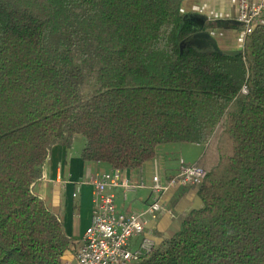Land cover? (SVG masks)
<instances>
[{"label": "trees", "instance_id": "trees-1", "mask_svg": "<svg viewBox=\"0 0 264 264\" xmlns=\"http://www.w3.org/2000/svg\"><path fill=\"white\" fill-rule=\"evenodd\" d=\"M183 1L0 0V264H69L32 186L76 135L119 170L205 145L202 207L142 264H264V25L231 55L182 48Z\"/></svg>", "mask_w": 264, "mask_h": 264}, {"label": "crops", "instance_id": "crops-1", "mask_svg": "<svg viewBox=\"0 0 264 264\" xmlns=\"http://www.w3.org/2000/svg\"><path fill=\"white\" fill-rule=\"evenodd\" d=\"M252 5L259 0H249ZM240 0H184L181 7L183 20L194 33L189 47L198 51H216L231 55L243 51L246 36L238 22ZM258 25H264V12ZM86 139L76 135L71 148L53 147L45 164L43 177L34 185V192L45 201L48 208L63 222L73 240L71 252L65 254L69 264H75V252L79 248L87 227L91 224L94 190L89 180L96 173L109 172L111 166L81 159ZM205 150V145L175 143L161 145L156 157L138 169L121 170L123 180L143 181L146 188L134 193H125L119 187L110 189L115 195L116 207L122 213H141L155 195L150 187L155 171L163 183L178 174L181 163L196 165ZM198 188L174 186L162 196L165 208L157 220L148 219L143 237H148L156 246L178 233L186 214L202 207ZM76 195V196H74ZM142 237L132 239V248L137 249Z\"/></svg>", "mask_w": 264, "mask_h": 264}, {"label": "built area", "instance_id": "built-area-1", "mask_svg": "<svg viewBox=\"0 0 264 264\" xmlns=\"http://www.w3.org/2000/svg\"><path fill=\"white\" fill-rule=\"evenodd\" d=\"M264 12V0L252 5L249 0H240L238 22L245 36L251 35ZM245 87L243 93H247ZM207 171L198 165L181 163L178 174L163 183L158 171L152 176L150 187L155 198L141 213L125 214L116 207L115 195L110 189L123 188L125 193H134L146 188L143 181L123 180L122 172L113 169L97 173L89 180L94 190L91 224L87 227L80 247L76 250L75 264H142L156 247L153 240L143 237L148 219L157 220L165 208L161 196L171 187L190 186L201 188ZM76 196V195H74ZM141 236L137 249L132 248V239Z\"/></svg>", "mask_w": 264, "mask_h": 264}, {"label": "water", "instance_id": "water-1", "mask_svg": "<svg viewBox=\"0 0 264 264\" xmlns=\"http://www.w3.org/2000/svg\"><path fill=\"white\" fill-rule=\"evenodd\" d=\"M190 37V36H189ZM187 38L183 43H182V45H181V47L182 48H187V47H189V44H190V40H191V38Z\"/></svg>", "mask_w": 264, "mask_h": 264}, {"label": "rangeland", "instance_id": "rangeland-1", "mask_svg": "<svg viewBox=\"0 0 264 264\" xmlns=\"http://www.w3.org/2000/svg\"><path fill=\"white\" fill-rule=\"evenodd\" d=\"M240 24H241V23H240ZM242 27H243V26H242ZM98 173H99V172H98ZM96 174H97V173H96ZM96 174H95V175H96ZM93 176H94V175H92L91 177H93ZM90 179H91V178H90ZM89 183H90V182H89ZM34 185H35V184H34ZM34 185L32 186V192H33L34 195L38 196V195L34 192V189H33V188H34ZM199 189H200V188H199ZM39 198H40V197H39ZM42 200H43V199H42ZM125 214H128V213H125ZM80 245H81V244H80ZM79 247H80V246H79ZM75 253H76V252H75Z\"/></svg>", "mask_w": 264, "mask_h": 264}]
</instances>
